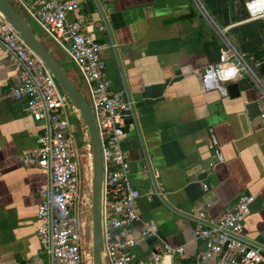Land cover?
<instances>
[{
    "label": "crops",
    "instance_id": "0c3cea01",
    "mask_svg": "<svg viewBox=\"0 0 264 264\" xmlns=\"http://www.w3.org/2000/svg\"><path fill=\"white\" fill-rule=\"evenodd\" d=\"M75 1L82 30L116 44L101 53L109 91L127 94L136 106L138 127L127 120L119 146L140 193L138 216L155 232L140 236L141 222L130 225V262L154 264L151 254L165 243L182 246L183 257L161 256L164 263L194 264L200 244L190 240L186 213L217 217L241 194L254 196L241 233L264 258V93L244 74L232 81L237 97L200 86L193 71L216 61L218 41L192 0ZM200 1L214 23L228 26L229 41L264 87V61L255 64L263 57L264 19L244 16L239 0ZM16 78L15 59L0 47V264H47L34 231L46 174L19 159L36 148L40 123L11 96ZM255 100L263 115L249 119L244 105ZM148 165L157 172L160 194Z\"/></svg>",
    "mask_w": 264,
    "mask_h": 264
},
{
    "label": "built area",
    "instance_id": "2783aa9c",
    "mask_svg": "<svg viewBox=\"0 0 264 264\" xmlns=\"http://www.w3.org/2000/svg\"><path fill=\"white\" fill-rule=\"evenodd\" d=\"M56 45L77 70L85 89L87 103L94 115L102 157V257L103 264H144L130 262L128 250L135 237L130 225L142 224L140 236L153 235L155 226L141 221L137 212L138 190L129 180V164L119 146L127 120L138 127L136 106L125 93H111L104 74L101 53L114 51L112 40L97 42L82 30L83 20L76 11L75 0H11ZM218 40L215 62L193 71L203 89H217L226 95L225 85L246 75L264 93L259 76L238 53L227 36L228 26H218L208 15L200 0H192ZM248 19H264V0H243ZM73 14L72 17L70 15ZM0 47L17 64L16 82L11 96L25 103V110L40 123L35 136L36 148L22 152V165H36L46 174V189L36 206L35 235L47 264H88L85 241L80 228L81 178L77 145L67 115L75 110L61 94L42 62L4 21L0 15ZM263 57L255 64L264 61ZM84 131L83 127H79ZM214 142L212 143L213 146ZM214 161L209 163L210 166ZM146 170L154 192L160 194L156 170ZM206 184H202L205 187ZM254 200L251 194H241L235 203L217 217L204 211L186 213L193 222L190 240L200 244L194 264H264L262 248L242 235V219ZM183 257V247L163 244L160 253L151 254L154 264L164 263L161 256Z\"/></svg>",
    "mask_w": 264,
    "mask_h": 264
},
{
    "label": "water",
    "instance_id": "95a60500",
    "mask_svg": "<svg viewBox=\"0 0 264 264\" xmlns=\"http://www.w3.org/2000/svg\"><path fill=\"white\" fill-rule=\"evenodd\" d=\"M0 15L4 21L18 34V36L28 45L38 59L42 62L47 72L54 79L61 94H63L75 110L73 116L78 120L80 131V147H77L78 157L87 151V162L81 163L80 168L85 167L84 178L88 183L81 179V204L79 206L80 228L85 241L86 262L88 264H103L102 257V157L101 148L97 132L94 115L87 103L76 88L72 80L58 62L51 55L50 51L43 45L38 35L32 30L27 22L11 6L7 0H0ZM218 41V40H217ZM226 94L233 98L239 94L237 83L231 82L225 85ZM249 119L263 115L259 109L258 102L249 101L244 105ZM80 169V178L81 177ZM88 187V192H84V186Z\"/></svg>",
    "mask_w": 264,
    "mask_h": 264
},
{
    "label": "rangeland",
    "instance_id": "374dc122",
    "mask_svg": "<svg viewBox=\"0 0 264 264\" xmlns=\"http://www.w3.org/2000/svg\"><path fill=\"white\" fill-rule=\"evenodd\" d=\"M11 6L19 13V15L27 22V24L32 28V30L35 32L36 35H38V37L40 38L41 42L44 44V46H46V48H48V50L50 51L51 55L56 59V61L58 62V64L64 69V71L68 74V76L70 77V79L72 80V82L74 83V85L76 86V88L79 90V92L82 94V96L84 97V99H86L87 101V96L85 93V89L81 83V79L80 76L77 72V70L75 69V66L69 61L67 60V58L65 57L64 53L56 46L54 45L51 40L45 36L40 30L39 28L29 19V17L25 14V12L19 8L13 1L11 0H7ZM250 68L251 65H249ZM253 69V68H252ZM254 71V70H253ZM67 119L70 123V129L72 130V132L74 133L75 136V140H76V145L79 149L80 147V131L78 130V120L76 119L75 116H73L72 114L67 115ZM87 151H83L81 157L79 156V160L81 158V163H86L87 160ZM81 169V168H80ZM87 172V170L85 171V167L81 169V179H83L84 183H88V179L84 178L83 173ZM84 186V192L87 193L88 192V187Z\"/></svg>",
    "mask_w": 264,
    "mask_h": 264
},
{
    "label": "trees",
    "instance_id": "16d2710c",
    "mask_svg": "<svg viewBox=\"0 0 264 264\" xmlns=\"http://www.w3.org/2000/svg\"><path fill=\"white\" fill-rule=\"evenodd\" d=\"M239 2H240V5L242 6V8H243V4H242V2H243V0H239ZM243 15L244 16H246V12H245V10H244V8H243ZM44 45V44H43ZM46 47V46H45ZM48 49V48H47ZM55 59V58H54ZM56 60V59H55ZM60 66V65H59ZM61 67V66H60ZM62 68V67H61ZM62 70L64 71V69L62 68ZM259 71L260 72H264V63H262L260 66H259ZM65 72V71H64ZM65 74L66 75H68L66 72H65Z\"/></svg>",
    "mask_w": 264,
    "mask_h": 264
}]
</instances>
